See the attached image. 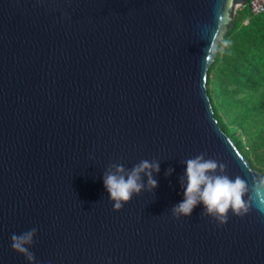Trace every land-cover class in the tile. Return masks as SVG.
Masks as SVG:
<instances>
[{
    "label": "water",
    "instance_id": "water-1",
    "mask_svg": "<svg viewBox=\"0 0 264 264\" xmlns=\"http://www.w3.org/2000/svg\"><path fill=\"white\" fill-rule=\"evenodd\" d=\"M248 0H0V264H264V171L220 127L207 70ZM244 179L248 213L177 219L185 161ZM156 161L124 207L111 165ZM169 168L174 169L166 175Z\"/></svg>",
    "mask_w": 264,
    "mask_h": 264
},
{
    "label": "trees",
    "instance_id": "trees-1",
    "mask_svg": "<svg viewBox=\"0 0 264 264\" xmlns=\"http://www.w3.org/2000/svg\"><path fill=\"white\" fill-rule=\"evenodd\" d=\"M218 49L206 80L214 116L250 164L264 171V11L240 5Z\"/></svg>",
    "mask_w": 264,
    "mask_h": 264
},
{
    "label": "clouds",
    "instance_id": "clouds-1",
    "mask_svg": "<svg viewBox=\"0 0 264 264\" xmlns=\"http://www.w3.org/2000/svg\"><path fill=\"white\" fill-rule=\"evenodd\" d=\"M227 42H225V45ZM217 47L208 48L210 54H215ZM186 172L181 177L184 189V199L173 206L172 213L179 219L181 216L190 217L193 210L200 204L204 206V214L215 218L220 224H227L229 211L236 216H245L250 208L244 199L248 192L247 183L239 176L234 180L225 174L226 166L213 159H205L204 154L188 159ZM174 169L169 168L166 175H171ZM160 172V164L156 161L143 160L128 170L121 164H114L104 173V186L109 198L114 202V210L119 211L129 202L134 194H140L146 187L144 178L147 177V188L154 191L158 181L154 173ZM264 186V180L260 181ZM37 229L25 231L11 236L12 248L22 254L29 264H36V257L30 248L34 244Z\"/></svg>",
    "mask_w": 264,
    "mask_h": 264
},
{
    "label": "built area",
    "instance_id": "built-area-1",
    "mask_svg": "<svg viewBox=\"0 0 264 264\" xmlns=\"http://www.w3.org/2000/svg\"><path fill=\"white\" fill-rule=\"evenodd\" d=\"M248 4L253 13L264 11V0H248Z\"/></svg>",
    "mask_w": 264,
    "mask_h": 264
}]
</instances>
